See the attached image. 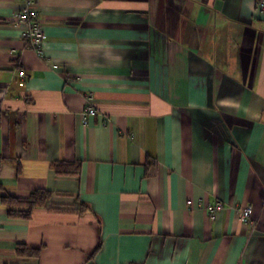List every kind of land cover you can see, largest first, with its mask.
Listing matches in <instances>:
<instances>
[{"label": "crops", "instance_id": "obj_1", "mask_svg": "<svg viewBox=\"0 0 264 264\" xmlns=\"http://www.w3.org/2000/svg\"><path fill=\"white\" fill-rule=\"evenodd\" d=\"M259 1L0 0V264H264Z\"/></svg>", "mask_w": 264, "mask_h": 264}, {"label": "built area", "instance_id": "obj_2", "mask_svg": "<svg viewBox=\"0 0 264 264\" xmlns=\"http://www.w3.org/2000/svg\"><path fill=\"white\" fill-rule=\"evenodd\" d=\"M22 3L20 10L15 15V22L21 23L26 26V29L22 33L24 41L30 45L39 55H43V47L45 46L46 33L41 24L39 13L36 10L37 0H19ZM258 10H264V0L258 2ZM21 77L25 76L24 72H20ZM90 98L87 99L88 105L81 113L82 119L85 121L89 115H94L96 109L93 104L90 103ZM222 208L220 202L216 203L210 208L212 219L215 218V213ZM252 207L247 206L240 212V220L244 225H254L252 220Z\"/></svg>", "mask_w": 264, "mask_h": 264}, {"label": "trees", "instance_id": "obj_3", "mask_svg": "<svg viewBox=\"0 0 264 264\" xmlns=\"http://www.w3.org/2000/svg\"><path fill=\"white\" fill-rule=\"evenodd\" d=\"M52 167L59 174H76L78 172L77 168L74 167V164H70V163H56L53 164ZM48 197L49 194L47 192L36 191L26 200H20L9 197L5 199V202L9 205L24 207L25 209L19 212V217L24 219H29L31 217L33 210L37 207L43 206L46 200L48 199ZM17 252L21 256H28V257H37L39 255V250L30 249L25 245H19L17 247Z\"/></svg>", "mask_w": 264, "mask_h": 264}]
</instances>
